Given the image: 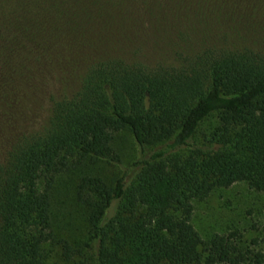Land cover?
Returning <instances> with one entry per match:
<instances>
[{"label":"trees","instance_id":"16d2710c","mask_svg":"<svg viewBox=\"0 0 264 264\" xmlns=\"http://www.w3.org/2000/svg\"><path fill=\"white\" fill-rule=\"evenodd\" d=\"M121 134L135 147L128 164ZM67 179L86 222L74 243L54 231ZM238 183L264 195V52L99 60L0 163V264H49L53 248L68 264H264L238 233L204 244L192 223L195 201Z\"/></svg>","mask_w":264,"mask_h":264},{"label":"rangeland","instance_id":"374dc122","mask_svg":"<svg viewBox=\"0 0 264 264\" xmlns=\"http://www.w3.org/2000/svg\"><path fill=\"white\" fill-rule=\"evenodd\" d=\"M246 46L264 52V0H0V163L18 138L44 127L51 103L75 93L99 60L173 66L206 48ZM116 142L130 163V138ZM75 203L70 181H62L54 231L70 243L86 233ZM192 223L204 244L236 232L264 255V195L244 183L195 201ZM53 250L49 264H68Z\"/></svg>","mask_w":264,"mask_h":264}]
</instances>
